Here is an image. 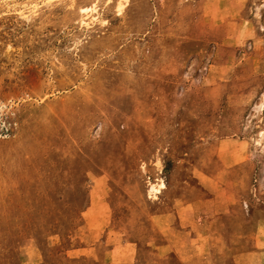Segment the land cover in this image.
Instances as JSON below:
<instances>
[{
	"label": "rangeland",
	"instance_id": "rangeland-1",
	"mask_svg": "<svg viewBox=\"0 0 264 264\" xmlns=\"http://www.w3.org/2000/svg\"><path fill=\"white\" fill-rule=\"evenodd\" d=\"M261 103L264 0H0V264H264Z\"/></svg>",
	"mask_w": 264,
	"mask_h": 264
},
{
	"label": "bare ground",
	"instance_id": "bare-ground-1",
	"mask_svg": "<svg viewBox=\"0 0 264 264\" xmlns=\"http://www.w3.org/2000/svg\"><path fill=\"white\" fill-rule=\"evenodd\" d=\"M121 1V0H120ZM122 6H119V10H121ZM123 10V9H122ZM94 11V7H84L81 8V12L85 15H88L89 13ZM90 22V21H89ZM127 35V34H126ZM264 108V104L261 103L259 106H257V111L262 110ZM262 135V134H261ZM264 137V134L262 135ZM152 174V173H151ZM145 183V182H144ZM166 189V183L161 179L158 183H150L148 186V194L151 197L156 198L159 194L162 193V191Z\"/></svg>",
	"mask_w": 264,
	"mask_h": 264
}]
</instances>
